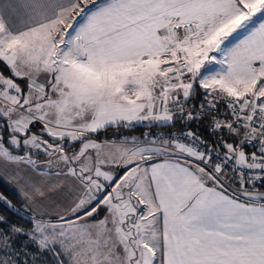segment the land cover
<instances>
[{
	"label": "snow or ice",
	"instance_id": "obj_1",
	"mask_svg": "<svg viewBox=\"0 0 264 264\" xmlns=\"http://www.w3.org/2000/svg\"><path fill=\"white\" fill-rule=\"evenodd\" d=\"M0 181V264H264V0H0Z\"/></svg>",
	"mask_w": 264,
	"mask_h": 264
},
{
	"label": "trees",
	"instance_id": "obj_2",
	"mask_svg": "<svg viewBox=\"0 0 264 264\" xmlns=\"http://www.w3.org/2000/svg\"><path fill=\"white\" fill-rule=\"evenodd\" d=\"M6 71V70H5ZM195 127V126H194ZM144 130L143 129H137L133 132H130V133H124L123 131H121V133H114V132H109L107 133V138H111L112 136L116 135H124V134H127V135H134V134H140L139 132H143ZM155 131V129L153 130ZM199 132L205 136V138L209 139V140H212L214 139V137H211L208 135V123H202L199 127ZM104 138V137H102ZM0 192H2L4 195L8 196L17 206H20L21 205V200L19 199V197L13 193L4 183H2L0 181ZM10 219L14 220L15 222L17 223H22V224H25V226H27L26 224V220L27 219H24V220H20L19 217H11L10 216ZM46 260H47V264H55V261L53 259V257L51 256V254H47L46 255Z\"/></svg>",
	"mask_w": 264,
	"mask_h": 264
},
{
	"label": "crops",
	"instance_id": "obj_3",
	"mask_svg": "<svg viewBox=\"0 0 264 264\" xmlns=\"http://www.w3.org/2000/svg\"><path fill=\"white\" fill-rule=\"evenodd\" d=\"M140 134L142 133V132H139ZM140 134H134V135H140ZM103 139V138H102ZM37 179H44L45 181H47V182H49V181H55L56 179H57V177H48V178H41V177H37ZM2 183H4L3 181H1ZM5 184V183H4ZM13 193H15L17 196H18V194H17V192H16V190H15V188H14V186H11V185H9V184H5ZM63 196V198H58V199H56V198H53V202L50 204L51 205V207L52 206H54V205H57V204H59V205H61V206H63L64 205V203H65V201H66V194H63L62 195ZM19 197V196H18ZM52 216H53V218H55V211H52Z\"/></svg>",
	"mask_w": 264,
	"mask_h": 264
},
{
	"label": "rangeland",
	"instance_id": "obj_4",
	"mask_svg": "<svg viewBox=\"0 0 264 264\" xmlns=\"http://www.w3.org/2000/svg\"><path fill=\"white\" fill-rule=\"evenodd\" d=\"M58 179V178H57ZM51 182H53V181H49V182H47L46 181V183H51ZM64 193H58V192H51V193H48V195H49V197H50V200L46 203V205L45 206H47V207H49L50 208V210H51V203L53 202V198H56V199H58V198H63V195ZM66 199H67V196H66ZM25 219H27V217H25ZM53 219H55V218H53ZM18 243H19V241H18Z\"/></svg>",
	"mask_w": 264,
	"mask_h": 264
}]
</instances>
